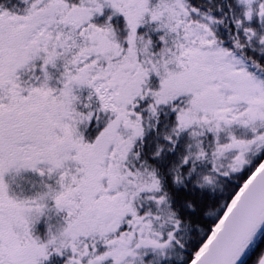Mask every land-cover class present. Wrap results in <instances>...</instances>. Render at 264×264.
Segmentation results:
<instances>
[{
    "label": "snow or ice",
    "instance_id": "snow-or-ice-1",
    "mask_svg": "<svg viewBox=\"0 0 264 264\" xmlns=\"http://www.w3.org/2000/svg\"><path fill=\"white\" fill-rule=\"evenodd\" d=\"M0 264H264V0H0Z\"/></svg>",
    "mask_w": 264,
    "mask_h": 264
}]
</instances>
